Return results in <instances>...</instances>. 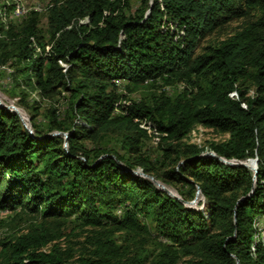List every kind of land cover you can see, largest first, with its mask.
Instances as JSON below:
<instances>
[{
	"label": "trees",
	"instance_id": "obj_1",
	"mask_svg": "<svg viewBox=\"0 0 264 264\" xmlns=\"http://www.w3.org/2000/svg\"><path fill=\"white\" fill-rule=\"evenodd\" d=\"M7 1L0 65L32 134L0 106V210L27 223L0 264H264V0H24L43 10L17 17ZM198 127L227 138L198 145ZM207 150L257 158L249 197L252 170Z\"/></svg>",
	"mask_w": 264,
	"mask_h": 264
},
{
	"label": "rangeland",
	"instance_id": "obj_2",
	"mask_svg": "<svg viewBox=\"0 0 264 264\" xmlns=\"http://www.w3.org/2000/svg\"><path fill=\"white\" fill-rule=\"evenodd\" d=\"M5 2V0H0V11H1V6L2 4ZM8 5H13L12 10H10V13L8 14L9 17H17L18 13H17V9L19 10V14H21L22 10L25 11L27 9V11L30 8H34V9H38L39 11L43 10L42 7H44V5H42L39 1H31V2H26L24 0H13L12 1H7ZM11 2V3H10ZM40 4V6H39ZM18 5V8H17ZM20 5V6H19ZM43 15V13H42ZM241 21H232L230 22L225 29L223 30H218L216 32H214L212 35L207 36L204 41H202L203 44H205L206 42L209 41H213L216 39H221L224 38L226 35V32H230L235 30V28L238 27V25L240 24ZM40 24L42 27L45 26V18L44 16L41 17V21ZM0 71H2V75L0 76V88L3 89V92L0 91V101L4 104V105H10L11 103H15L19 108H21L27 115V119H28V123L30 121V116L28 114V112L23 109V107L19 106L20 101L23 99L21 94H16L14 96H10L8 95L10 91V87L12 86V79H11V73L13 71V69L7 65H0ZM185 86V84H183V87ZM117 87L119 89V92L122 93H128L124 87V83L123 82H118ZM183 87L181 88V86L179 85H174L172 87H165V90H169L171 92H178L180 90L183 89ZM5 92V93H4ZM7 93V94H6ZM143 93L142 90L136 91V92H132V93H128L133 99H139L141 97V94ZM27 102H31L34 99H38V95L36 92L34 91H30L29 94L26 96L25 98ZM41 102V101H40ZM52 102L55 105H60V103L62 102V100H60V102L58 101H53ZM42 103H45L42 102ZM60 107V106H57ZM25 115V116H26ZM23 119V118H22ZM24 122V120H23ZM25 123V122H24ZM26 125H28L27 123H25ZM227 138V135L224 134H217L213 131L210 130H205L202 127H198L195 131V133H193L192 138H191V142L197 143L198 145H205L207 143V141L210 140H223ZM148 151H150L151 153H153L155 155L156 153V144L149 142L148 143ZM170 188V187H169ZM173 189V188H171ZM171 189H168L171 193L175 194ZM174 190V189H173ZM177 194V193H176ZM202 200V199H201ZM192 207L197 206L196 203L191 205ZM200 205H198L197 207H199ZM11 214L7 211H2L0 210V238L13 233L15 231H19L22 230L25 226H26V222L25 221H20V222H12L11 221ZM258 226L255 229V235H254V241L258 242L259 240H264V218L259 219L257 222Z\"/></svg>",
	"mask_w": 264,
	"mask_h": 264
},
{
	"label": "water",
	"instance_id": "obj_3",
	"mask_svg": "<svg viewBox=\"0 0 264 264\" xmlns=\"http://www.w3.org/2000/svg\"><path fill=\"white\" fill-rule=\"evenodd\" d=\"M0 106L2 107H5L6 109H9L10 111L16 113L19 115L20 117V120L22 121L23 125L25 128L28 129V131L32 134V128H31V125L28 123V125H26L24 122H23V119H22V116L21 114L14 108L13 105H4L1 101H0ZM61 132L59 131H55V132H52V133H49L47 136H53V135H59ZM64 135V148H66L67 146V133H63ZM200 156H212L218 160H220L221 162L225 163V164H228V165H231V166H244V167H247L248 169L252 170L253 172V184H252V188H251V191L249 192V194L247 195V197H249L252 192H253V189H254V184H255V181H256V175H257V158H248L246 160L250 161L252 164H248L246 163V160H243V161H235V160H228L222 156H219L217 155L215 152L213 151H205L203 152ZM134 174L136 175H140L142 177H145V178H148L149 180H151L158 188L166 191L169 195L171 196H174L176 197L177 199H179L180 201L184 202V204L188 207H192L191 205L194 204L196 202V198L197 196L200 194V189L198 188L197 189V192H196V196L193 200L191 201H184L182 198H180V196H178L177 194H173L171 193L165 186V184H163L162 182H160L159 180H157L156 178H154V176L152 175H149V174H146L144 173L141 169H137V170H133L132 171ZM245 197H242L240 198L238 201H240L241 199H244ZM203 199V197H202ZM194 208V207H192ZM200 208H202V206H200ZM236 264H238V261L236 262Z\"/></svg>",
	"mask_w": 264,
	"mask_h": 264
},
{
	"label": "bare ground",
	"instance_id": "obj_4",
	"mask_svg": "<svg viewBox=\"0 0 264 264\" xmlns=\"http://www.w3.org/2000/svg\"><path fill=\"white\" fill-rule=\"evenodd\" d=\"M20 6V5H19ZM17 8H18V5H17ZM17 13L19 14L20 12H19V10L17 9ZM26 13V10L25 11H23L22 10V12H21V15H24ZM20 113V112H19ZM21 114V116L24 118V119H26L27 120V122H28V119H27V117L23 114V113H20ZM247 163V162H246ZM249 164V163H248ZM252 164V163H251ZM166 187V186H165ZM167 188V187H166ZM168 189V188H167ZM176 194V193H175ZM200 195V194H199ZM201 198L200 197H197L196 198V202L198 201V200H200ZM195 202V203H196Z\"/></svg>",
	"mask_w": 264,
	"mask_h": 264
},
{
	"label": "built area",
	"instance_id": "obj_5",
	"mask_svg": "<svg viewBox=\"0 0 264 264\" xmlns=\"http://www.w3.org/2000/svg\"><path fill=\"white\" fill-rule=\"evenodd\" d=\"M256 222H258V217H256Z\"/></svg>",
	"mask_w": 264,
	"mask_h": 264
}]
</instances>
